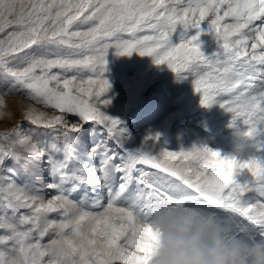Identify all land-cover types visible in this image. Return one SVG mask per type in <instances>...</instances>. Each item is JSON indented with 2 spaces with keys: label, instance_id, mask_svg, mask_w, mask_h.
Instances as JSON below:
<instances>
[{
  "label": "snow or ice",
  "instance_id": "obj_1",
  "mask_svg": "<svg viewBox=\"0 0 264 264\" xmlns=\"http://www.w3.org/2000/svg\"><path fill=\"white\" fill-rule=\"evenodd\" d=\"M109 50L190 77L249 150L128 147ZM156 202L264 243V0H0V264H153Z\"/></svg>",
  "mask_w": 264,
  "mask_h": 264
},
{
  "label": "rangeland",
  "instance_id": "obj_2",
  "mask_svg": "<svg viewBox=\"0 0 264 264\" xmlns=\"http://www.w3.org/2000/svg\"><path fill=\"white\" fill-rule=\"evenodd\" d=\"M179 31L173 42H177ZM200 40L205 54L214 50L211 34H202ZM106 59L104 76L111 85L106 95L111 103L104 110L120 120L128 147L151 144L144 138L159 133L157 147L176 151L203 143L221 155L231 154L229 114L217 105L202 107L190 77L178 81L166 65H155L150 57L135 52L115 56L109 50Z\"/></svg>",
  "mask_w": 264,
  "mask_h": 264
},
{
  "label": "clouds",
  "instance_id": "obj_3",
  "mask_svg": "<svg viewBox=\"0 0 264 264\" xmlns=\"http://www.w3.org/2000/svg\"><path fill=\"white\" fill-rule=\"evenodd\" d=\"M230 129L231 154H245L248 140L241 129ZM151 210L159 233L153 264H264V243L235 238L213 220L191 211H167L158 202Z\"/></svg>",
  "mask_w": 264,
  "mask_h": 264
}]
</instances>
